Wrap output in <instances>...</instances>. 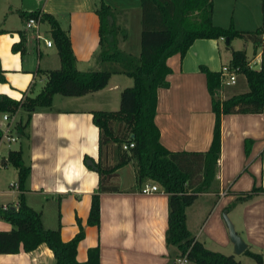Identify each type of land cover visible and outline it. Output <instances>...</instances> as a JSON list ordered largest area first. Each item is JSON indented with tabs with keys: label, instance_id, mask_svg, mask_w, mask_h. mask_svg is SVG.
<instances>
[{
	"label": "crops",
	"instance_id": "0c3cea01",
	"mask_svg": "<svg viewBox=\"0 0 264 264\" xmlns=\"http://www.w3.org/2000/svg\"><path fill=\"white\" fill-rule=\"evenodd\" d=\"M96 1L0 0V29L3 30L0 33V72L4 78L0 79V94L14 99L26 94L34 96L39 92L32 94L37 84L45 82L44 71L60 67L55 44L48 47L26 31L25 25L23 27L25 13L39 11L55 17L59 26L68 31L77 69L87 71L106 65L97 60ZM103 1L118 11V24L132 21L141 25L140 0ZM263 20L260 0H213V23L217 26L228 27L233 23L237 30L252 31L263 24ZM40 29L46 39L52 40L49 25L45 30L41 26ZM21 40H24L23 51H14L13 44ZM240 40L233 39L232 48L244 49L249 66L259 68L264 57V34L256 50L251 42L246 44L251 55ZM127 44V40L118 36V48L139 55V46L132 49L127 48ZM226 46L224 38L196 39L183 57L177 54L168 58L170 83L169 87L158 91L155 115L160 141L167 149L206 151L209 148L215 117L201 67L217 72L228 65L231 52ZM128 78L132 79L114 73L101 90L76 97H57V94L50 106L34 110L25 135L19 136L22 143L10 149L19 152L21 166H16L15 179L10 181L16 184L9 183L11 187L2 190L10 199H0V205L17 206L22 193L28 205L41 210L44 227L60 226L63 240L72 238L83 226L84 235L76 252L79 261L87 258L88 247L98 246L104 264H174L180 251L175 245L167 244L165 238L168 194L162 187L152 193L140 191L142 183L154 181L139 184L135 159L118 167L111 177L116 190L100 193L99 224L87 223L92 193L99 183L98 172L94 166L87 165L88 159H85L86 156L93 162L99 159V131L91 112L115 111L107 109H115L114 96L132 86L133 79L129 84ZM221 91L224 92L222 99L246 92L244 76L237 73L236 83L223 85ZM24 115L25 119L26 112ZM246 139L252 141L248 153ZM112 155L108 156L110 164L114 163ZM9 163L7 160L5 166ZM23 166H28L29 170L21 184ZM212 175L218 190L199 193L186 207L189 231L207 248L241 257L243 252L234 253L223 218L225 212L247 247L262 254L264 264V190L247 199L235 200L254 185L264 189V109L260 113L222 115L219 162L213 167ZM11 227L10 222L0 218V229ZM0 264L57 263L52 249L40 243L28 251L21 248L14 253H0Z\"/></svg>",
	"mask_w": 264,
	"mask_h": 264
},
{
	"label": "trees",
	"instance_id": "16d2710c",
	"mask_svg": "<svg viewBox=\"0 0 264 264\" xmlns=\"http://www.w3.org/2000/svg\"><path fill=\"white\" fill-rule=\"evenodd\" d=\"M141 34L140 53L135 56L118 48L119 38H126V29L117 23L118 11L103 0L95 3L99 17V52L97 60L103 65L99 69L81 71L76 67V58L71 48L67 30H63L52 14L33 11L23 14L26 19L39 16L49 25L52 40L57 48L60 67L44 71L45 82L34 96L24 95L14 99L0 94V112L14 115L19 109L26 117L16 123L18 136L25 135L34 110L52 104L55 95L76 97L96 92L107 86L112 74L122 73L133 79L130 87L120 93L119 108L115 111H92L93 123L99 131V159L94 168L99 174V183L92 193L87 218L88 224H99V195L103 191L116 190L111 177L116 169L130 160L137 162L139 184L145 180L157 182L168 194V215L165 238L167 244L175 245L179 254L188 251L194 264H243L234 254H225L207 248L191 234L187 227L186 207L199 193L218 190L212 172L217 164L221 149V118L224 114L260 113L264 109V57L259 68L249 66L246 51L235 50L231 42L235 38L251 42L254 50L262 44L263 24L252 31L237 30L233 23L228 27L213 23V0H140ZM264 14V0H260ZM3 30L0 29V33ZM228 39L227 49L231 52L230 67H238L237 73L243 75L247 91L234 94L226 99L218 97L223 85L220 72L202 66L207 89L211 97L214 113L213 135L206 151H172L160 141V131L155 123L158 91L169 87L168 76L171 68L169 57H183L196 39ZM23 41L14 43V51H23ZM0 79L3 80L0 72ZM133 147L124 150V143ZM252 141L246 139L245 149L249 152ZM113 154V155H112ZM112 155L114 163L108 162ZM85 159L92 160L86 156ZM14 166H21L19 152L10 150L7 155ZM29 167L21 169L20 183L24 182ZM264 190L253 186L235 200L247 199L253 193ZM0 218L11 223L8 230L0 229V253H14L21 248L28 251L40 243L48 245L57 264H104L100 260L99 247L87 249V258H76L77 244L84 235V228L70 239L61 238L60 226L44 227L41 210L28 205L22 193L17 206L0 205ZM244 254L251 257L255 264H263L262 254L246 247Z\"/></svg>",
	"mask_w": 264,
	"mask_h": 264
},
{
	"label": "rangeland",
	"instance_id": "374dc122",
	"mask_svg": "<svg viewBox=\"0 0 264 264\" xmlns=\"http://www.w3.org/2000/svg\"><path fill=\"white\" fill-rule=\"evenodd\" d=\"M47 24H48L47 22L42 23V25H41L42 30L43 29L45 30V27L48 26ZM139 26H137L132 21H130L126 25H123V28L125 27V29H126L125 40H127V43H128L127 48L133 49V48H135V46L136 47L139 46V48H140L141 25H139ZM23 27H24V23H23ZM17 28H19V26H17ZM240 41L243 44V46L248 48L246 46V44H248V41H244V40H240ZM248 49H249V55H251L250 48H248ZM42 82H43V80H42ZM129 84H132V79H129ZM42 85H43V83H38L32 94H35L38 90H40ZM225 94H226V92H225ZM115 96H114L115 101H116V103L114 104L115 109H107V110H117L119 108L120 94L118 93V95H115ZM223 96H224V92L220 91V93L218 94V97L222 99ZM57 97H62V95H59ZM108 107H113V106L108 105ZM24 113H25L24 110H21L20 113L14 114V115H11L9 113L0 112V133L2 135V138L0 140V199L3 201L10 199V195L6 194L2 190L11 187L8 184L10 183V181H13V178L15 179V176H16L15 172L17 170L16 166H14L10 161H9L10 163L7 166H5L6 161H7L6 156H7V153L9 152L10 149L18 148L20 143H22V138L21 137L19 138L15 126H16V123H18L21 119H24V116H25ZM3 114H7L9 116V121H4L2 119ZM8 131L10 134L9 136L16 139L15 141L9 142L6 139L5 136H6V133ZM240 256L241 257H239V255H237V258H239V259L241 258L240 260L242 261L243 264H255L254 260L251 257H249L248 255L242 253Z\"/></svg>",
	"mask_w": 264,
	"mask_h": 264
},
{
	"label": "built area",
	"instance_id": "2783aa9c",
	"mask_svg": "<svg viewBox=\"0 0 264 264\" xmlns=\"http://www.w3.org/2000/svg\"><path fill=\"white\" fill-rule=\"evenodd\" d=\"M25 30L28 32H31L34 35V38L37 41H44V43L50 47L54 44L53 40L51 39H46L44 37V35L42 34V31L40 29L41 26V18L40 15L39 16H30L27 17L25 19ZM238 67H230V65H223L220 69V79H221V84L225 85V84H235L236 83V75H237V71H238ZM2 119L4 121H9V116L7 114H3L2 115ZM9 131L6 133V139L11 142V141H15V139L13 137L9 136ZM2 137V135H1ZM133 147V143H124L122 145V148L124 150H128L129 148ZM219 162V159H218ZM15 182H10V185H15ZM160 185L157 182H149V181H145L144 183H142L141 187H140V191L143 193H152V192H156L160 190ZM4 208L8 207V204H3L2 205ZM188 251H186L185 253H181L178 254L175 257L174 260V264H194L193 261L189 258V256L187 255Z\"/></svg>",
	"mask_w": 264,
	"mask_h": 264
},
{
	"label": "water",
	"instance_id": "95a60500",
	"mask_svg": "<svg viewBox=\"0 0 264 264\" xmlns=\"http://www.w3.org/2000/svg\"><path fill=\"white\" fill-rule=\"evenodd\" d=\"M225 41L228 43V39H225ZM87 165L94 166V163L92 160H87ZM223 218L225 220V223L228 228L229 232V238L233 243V250L236 254H239L244 251V249L247 247V242L242 238V236L237 232V230L234 227L233 222L230 220V218L227 216V214L223 213Z\"/></svg>",
	"mask_w": 264,
	"mask_h": 264
}]
</instances>
